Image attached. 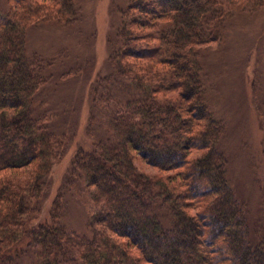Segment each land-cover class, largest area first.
I'll return each instance as SVG.
<instances>
[{"label":"trees","instance_id":"16d2710c","mask_svg":"<svg viewBox=\"0 0 264 264\" xmlns=\"http://www.w3.org/2000/svg\"><path fill=\"white\" fill-rule=\"evenodd\" d=\"M123 1L109 62L128 94L113 98L106 140L72 161L91 188L88 236L63 228L60 197L51 221L29 228L65 142L35 115L45 63L27 54L26 32L34 22L71 24L77 1L0 11V264L23 253L26 236L30 264H264V236L253 235L229 181L201 62L225 40L238 2L264 0ZM133 154L168 174L140 172Z\"/></svg>","mask_w":264,"mask_h":264},{"label":"rangeland","instance_id":"374dc122","mask_svg":"<svg viewBox=\"0 0 264 264\" xmlns=\"http://www.w3.org/2000/svg\"><path fill=\"white\" fill-rule=\"evenodd\" d=\"M20 1L0 0V11L17 9ZM76 1L79 14L71 24L33 21L26 32L27 54L45 63L47 85L35 99V115L47 118L48 126L65 142L45 179L41 213L29 228L49 223L53 203L60 197L63 228L88 236L94 209L91 188L83 177H74L72 161L81 149L91 151L109 136L113 98L127 97V86L114 84L109 62L118 40V10L125 6L123 0ZM241 2L235 5L237 12L228 7L232 13L225 40L206 46L201 62L210 111L225 128L220 144L229 181L253 235L263 237L264 2L257 6ZM133 156L140 172L152 177L168 174L147 165L141 156ZM29 243L26 236L17 247L23 253L8 264H30L34 258L27 252Z\"/></svg>","mask_w":264,"mask_h":264}]
</instances>
